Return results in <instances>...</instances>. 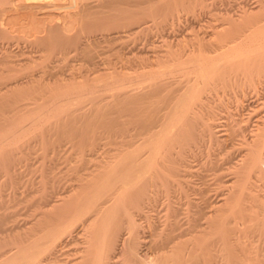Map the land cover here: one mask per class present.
<instances>
[{"label":"bare ground","instance_id":"6f19581e","mask_svg":"<svg viewBox=\"0 0 264 264\" xmlns=\"http://www.w3.org/2000/svg\"><path fill=\"white\" fill-rule=\"evenodd\" d=\"M152 2L0 0V102L12 122L0 126V166L11 174L14 143L42 129L94 162L68 186L42 169L9 227L0 210V264H264L250 182L264 163V111L251 129L227 124L220 94L240 78L262 84L244 66L264 52V16L245 14L218 42L160 36L147 53L145 17L160 12ZM226 138L240 146L221 180L212 155Z\"/></svg>","mask_w":264,"mask_h":264},{"label":"rangeland","instance_id":"374dc122","mask_svg":"<svg viewBox=\"0 0 264 264\" xmlns=\"http://www.w3.org/2000/svg\"><path fill=\"white\" fill-rule=\"evenodd\" d=\"M157 1L158 2H152V3L148 4V5H151L150 7H154V8L158 7L159 8V9L158 8H156V9L152 8V9L156 10L157 12L160 11V12L156 13L155 19L152 20V18L149 16L145 17V20L147 22L146 24H148L147 30L145 31V38L153 40V42H151V44L144 46L147 53H151L152 50H157L160 48L159 47L160 43L158 42V40L160 39V36L165 37V38L176 37L182 41H185L186 43H192V42H195L196 39H198L196 37H198L197 35H199V37L204 38L203 40L200 38V40H202L203 43H206V41H208L210 39H211V41L218 42L219 41L218 39L219 38L222 39L224 35H226L228 33L237 32L238 28L240 29V27H244V24H243L244 21H241L240 17L244 16L245 14L250 13L251 16H253L251 18V20H256L259 17L264 16V0H257V1L256 0H177L176 1L175 0V2H173V0H157ZM168 2H172V3L168 4ZM154 3H158V5L160 7L157 5L155 6ZM175 3H178L177 6L174 5ZM163 4H165V5H163ZM170 5L172 6V9L168 8V6L171 7ZM229 6H230V8H229ZM227 8L229 10L230 9L231 10L229 12H227V10H228ZM240 9H241V12H240ZM242 9H245L247 11H244L242 13ZM169 10H170V12H169ZM162 11H164L163 14L161 13ZM225 12H227V13H225ZM230 12L234 13L233 17H232L233 14L231 15ZM229 13L231 16L228 15ZM235 13L237 14V16L235 15ZM155 34H156V36H155ZM201 34H203V35H201ZM205 34L208 37H205L204 36ZM230 45L231 44H229V46ZM206 47L204 49H206ZM245 61H247L249 63V65L244 66V70H247V71H250V70L255 71L256 70V71H258L262 77V78H260V80L262 81V84H260V85L258 84L257 86H259V87H256L255 90H253L248 85L243 84L242 80H240L241 79L240 78L238 80L236 79V80L230 82V84H228V85L221 86V91L220 90L219 91H220V94L222 95V98H223L222 103L224 105L223 106L224 111L222 110L221 114H223L226 117L225 118L226 120L223 119V121H225V123H227V124L231 123L235 119V120L239 121V124L247 126V129H251V127H253V125L255 123L256 118L259 115L263 114V111H264V103H263L264 102V77H263L264 76V52H257V53H254L253 55H249L246 57ZM237 66H238V68H241V66H239V65H237ZM101 92H103V93H100V92L98 93V94H100L101 97H104L103 95L107 94L106 93L107 91L106 92L101 91ZM101 94H103V95H101ZM83 103H85V104H83L84 106L90 105L89 101H85ZM87 103H89V105ZM1 104L3 105V106L1 105L3 108L0 106L1 107L0 108V114H1L0 115V117H1L0 121L2 120L4 115L7 116L6 115L7 113H8V116H10V113L8 112L9 105L6 106V105H4L6 103H3V102ZM87 106L85 108H88ZM6 110H7V112H6ZM231 110H232V112H231ZM3 112L6 114H2ZM8 116H7V118H10ZM4 118L2 120L3 123L1 122L3 125L0 123L1 124L0 126H5V124H11L12 123L10 119L8 120L7 118H5V119ZM6 120L9 122L7 123ZM45 123L49 124V122H45ZM45 123L44 122L41 123L43 128L45 126L47 127V125H45ZM41 125H40V123L37 124V126H41ZM54 131H55L54 129L50 130V131H45L44 129H42V131L37 130V131H35L37 133V136L36 135L34 136V134H30L29 136L22 138V140L20 139V141L19 140L16 141V143H14V149H13V152L11 154L13 156V164H14L15 170L13 168V170L11 171V174L9 172H7L8 175L5 174V172H6V171L4 172L5 168L0 166V196H2V197H0V200H1L0 201V210H1V212L4 213V215L2 213V215H3L2 217H4V219H5L6 227H9L10 225H8V224H11L12 216H9V215L10 214L12 215V213H10V212H15L16 209L18 211L19 210L23 211L24 205L27 204L28 199L26 198V195L24 196L23 193H25V191L27 189L31 190L32 187H30L29 184L33 182V185L36 186V184L43 181V180L39 179V175L41 174L42 169L44 172L45 171L44 168L47 169V167H49V166H51V168L55 167L54 168L55 170H50L51 168L50 169L48 168L49 169L48 171H50L51 174L52 173L56 174L55 172H52V171L57 172L56 175L59 176L58 179L61 181L62 186H68L70 184L76 183L77 181L74 180L75 177L73 175L77 174L78 171L80 174H83V173L90 172V170L92 169V165L94 162L91 161L92 160L91 157H89L85 154L84 151H87V150L84 149V151H80L81 148L76 147L79 145H74L73 141H72V143L70 141L69 142H67V141L62 142L64 145L62 143L60 144L57 141L60 132L58 131L59 133H57L56 132L57 130H56L55 132L57 134H55ZM246 132L247 131L245 130L243 134H246ZM54 139H56V140H54ZM53 142H56V143H53ZM76 142H77V140L74 141V143H76ZM237 145H238L237 141L236 142H235V140L230 141L228 138H226L224 142L223 141L221 142V145L219 144L215 147L214 151H216V152H214L215 154L212 156H214V158L217 161V164H219V167H218L219 170L216 171L215 178H218L221 180L228 178V175H227L228 172H226V170H225L226 165L224 164V162L227 159V157L232 156L234 154V152L238 149V147L240 145H238V146ZM78 148H79V150H78ZM82 148H84V147H82ZM66 153L70 154V155H66ZM86 153H88V152H86ZM77 159H78V161H77ZM79 159L82 161H80ZM85 159H86L87 166H89L91 168L90 170L88 169L89 171H87V169H86L87 166L84 165ZM14 160H15V162H14ZM15 163H16V166H15ZM13 164H12V167H13ZM80 165H84L85 169L83 167H81V168L78 167ZM32 166L34 168H32ZM75 166H77V167H75ZM68 167H73V168L75 167V169H74L75 171H73V169H69ZM79 169H81L82 171H80ZM263 169H264V163L261 164L260 168L254 172L253 177L250 179V182L252 185V192H251L252 195L251 196L254 199L253 202L257 204L256 206L259 207V210H262V213L264 214V207L262 208V206H264L263 205L264 204V192H263L264 191V170ZM15 171H16L15 174H17V175H15L16 178L13 177V180H12V176H14L12 174H14ZM50 173L44 172V173H42V175L46 174L44 177L48 176L50 178V176H51ZM9 176H11V178H9ZM57 177H55L54 179L57 180ZM14 178H15V180H14ZM53 178H51V179H53ZM30 179H31V181H30ZM38 179H39V181H37ZM10 182L11 183L13 182L14 184H11ZM21 182H22V184H21ZM67 183H69V184H67ZM33 185H31V186H33ZM257 185H259V186H257ZM18 186H19V189L21 190L22 193L20 192L19 189H17ZM28 186H29V188H28ZM12 192H13V194H12ZM27 192H28V190H27ZM245 195H247V194H244L243 196H241V199H242L241 201H242L243 205L247 204V201H245V198H246ZM20 198H22V200H17ZM25 198H26V204L24 202ZM249 198L250 197H248L246 199H249ZM19 204H21V205L19 206ZM16 205H18V206H16ZM5 214H6V216H9V218L7 220H6L7 217L5 216ZM251 223L252 222L247 223L250 228H247V229L242 231V232H244V234L246 236L254 233V231L251 227L252 224L254 223V221L252 224ZM251 231H252V233H251ZM6 233H8V232H6ZM6 233L2 234L1 236L6 237L7 236ZM239 235H243V233L239 234ZM259 242H260L259 240L257 242V240L255 239L253 245H257V244H259Z\"/></svg>","mask_w":264,"mask_h":264}]
</instances>
